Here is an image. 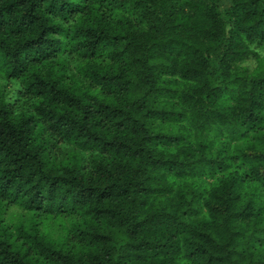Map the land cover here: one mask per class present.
Listing matches in <instances>:
<instances>
[{"label": "trees", "instance_id": "1", "mask_svg": "<svg viewBox=\"0 0 264 264\" xmlns=\"http://www.w3.org/2000/svg\"><path fill=\"white\" fill-rule=\"evenodd\" d=\"M0 75V264H264V0H0Z\"/></svg>", "mask_w": 264, "mask_h": 264}, {"label": "rangeland", "instance_id": "2", "mask_svg": "<svg viewBox=\"0 0 264 264\" xmlns=\"http://www.w3.org/2000/svg\"><path fill=\"white\" fill-rule=\"evenodd\" d=\"M13 89L14 82L0 75V92L7 93L8 96H11L13 95ZM10 103L12 104L14 112H19L21 110H28L32 103V100L29 97H18L13 95V97L10 98ZM22 214L25 213H23L19 208L12 207L8 210L7 217L10 216L15 221H17Z\"/></svg>", "mask_w": 264, "mask_h": 264}]
</instances>
